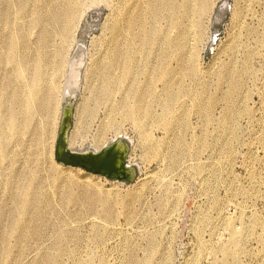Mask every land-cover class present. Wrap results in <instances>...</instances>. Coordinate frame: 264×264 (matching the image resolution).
Returning a JSON list of instances; mask_svg holds the SVG:
<instances>
[{
    "label": "rangeland",
    "instance_id": "1",
    "mask_svg": "<svg viewBox=\"0 0 264 264\" xmlns=\"http://www.w3.org/2000/svg\"><path fill=\"white\" fill-rule=\"evenodd\" d=\"M128 1L97 2L74 23V47L84 52L68 132L79 150L96 151L93 140L117 116L105 144L116 137L127 142L120 159L135 166L136 176L127 184L57 162L62 97L47 130L46 117L34 113L26 134H1L9 147L0 164V264H217L225 259L221 246L231 216L238 230L248 232L242 264H264V0H208L209 10L197 16V38L187 45L182 88L171 83L176 97L166 112L153 102L154 116L142 133L115 112L121 94L95 105L94 115L85 111V70L101 59L112 62L103 58L102 45L117 38L113 8ZM18 2L0 0V119L6 81L14 77L24 85L20 62L24 54L35 59L37 0H30L25 17ZM22 30L28 49L20 45ZM22 109L21 119L32 113ZM35 165L42 184L37 198L23 204L14 195L18 179L12 173ZM68 188L100 200L92 209L66 203Z\"/></svg>",
    "mask_w": 264,
    "mask_h": 264
},
{
    "label": "bare ground",
    "instance_id": "2",
    "mask_svg": "<svg viewBox=\"0 0 264 264\" xmlns=\"http://www.w3.org/2000/svg\"><path fill=\"white\" fill-rule=\"evenodd\" d=\"M101 1L91 0V4H88L86 0H37L31 20V26L38 31L35 59L24 54L20 62L21 69L26 73L24 85L15 84L14 77H10L5 83L6 110L5 117L0 119V136L7 132L10 136L26 134L34 113L46 117L43 127L47 130L52 124L51 111L55 105L60 106V98L62 97V103L63 100L69 101L76 96L80 87L77 74L82 68L84 50L74 47L79 28L74 23L83 18L88 7L102 3ZM29 3L30 0L18 2L23 17L28 15ZM209 8L208 0H148L147 3L143 0H130L113 8L114 32L117 33V38L102 45L105 49L103 58L111 56L112 62L102 64L101 59L91 65L92 69L85 70V85L89 91L85 106L87 115H94L95 105L98 106L105 99L115 101L116 96L121 94V102L114 106L115 112L130 120L138 132H144L149 118L154 116L153 102L157 100L166 112L176 97V93L170 89L171 83L181 85L182 88V79L184 72L186 73L184 62L187 45L190 39L197 38V16H202ZM20 45L24 49L29 48L23 30ZM172 61L176 63V67H170ZM64 77L65 84L62 82ZM191 79L197 80L196 77ZM159 88L160 92L156 93ZM188 95L189 91L186 93V96ZM124 106L127 108L123 109ZM23 107L32 113L21 119L19 114L23 112ZM116 117L111 116L93 140L96 151L106 143V132L118 127ZM119 132L117 129L116 134ZM118 138L120 137L115 139ZM17 142L20 144L22 141L18 138ZM76 143L74 138L68 135L69 149L86 152L89 150H79L80 147ZM8 147V141L1 138L0 164L1 157L5 156ZM150 154L151 151L148 150L146 156ZM12 176L18 179V190L14 194L17 195L18 201L29 204L31 198H37L42 178L36 165L20 173L13 171ZM64 200L66 203L86 205L92 209L96 207L95 203L100 200V196L96 193L91 195L87 190L76 191L68 188L64 193ZM44 215L45 211H41L38 218ZM236 221L237 218L233 216L228 219L229 237L221 246L225 259L217 264H242L240 253L245 234L235 227ZM262 226L264 228V222ZM16 227L17 225H12L10 234L15 233ZM244 231L246 233L248 227ZM62 234L63 232H60V235ZM262 244L264 247V239ZM228 257L232 262H228Z\"/></svg>",
    "mask_w": 264,
    "mask_h": 264
},
{
    "label": "water",
    "instance_id": "3",
    "mask_svg": "<svg viewBox=\"0 0 264 264\" xmlns=\"http://www.w3.org/2000/svg\"><path fill=\"white\" fill-rule=\"evenodd\" d=\"M70 101H63V114L55 150L56 160L64 165L80 167L86 171L106 176L109 179L123 181L127 184L132 183L137 171L134 165L124 163L120 159L121 145L128 147L127 142L125 143L121 138L115 139L99 151L89 149L86 152L69 149L68 131L72 113Z\"/></svg>",
    "mask_w": 264,
    "mask_h": 264
}]
</instances>
